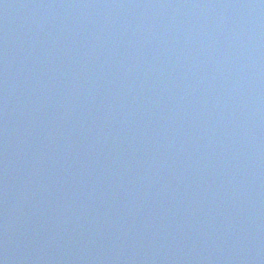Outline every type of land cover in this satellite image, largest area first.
<instances>
[{
	"label": "water",
	"instance_id": "obj_1",
	"mask_svg": "<svg viewBox=\"0 0 264 264\" xmlns=\"http://www.w3.org/2000/svg\"><path fill=\"white\" fill-rule=\"evenodd\" d=\"M0 264H264V0H0Z\"/></svg>",
	"mask_w": 264,
	"mask_h": 264
}]
</instances>
